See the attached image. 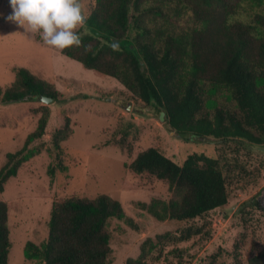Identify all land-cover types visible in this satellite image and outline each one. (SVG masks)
<instances>
[{
    "label": "trees",
    "instance_id": "16d2710c",
    "mask_svg": "<svg viewBox=\"0 0 264 264\" xmlns=\"http://www.w3.org/2000/svg\"><path fill=\"white\" fill-rule=\"evenodd\" d=\"M84 27L81 47L62 54L118 81L132 101L159 113L158 119L179 140L181 165L156 148L140 152L129 165L139 177L165 182L174 194L168 202L139 203L140 210L158 222L187 223L178 233L179 242L203 235L199 222L229 203V178L235 175L231 166L247 172L245 152L251 145H264V0H93ZM15 71L13 85L0 87L2 104L40 102L42 97L58 100L50 82L26 68ZM219 93L236 109L219 107L212 98ZM41 109L45 113L25 146L7 154L0 193L36 155L30 146L44 137L48 125V108ZM70 131L66 124L53 135L62 171L67 167L61 144ZM249 204L258 206L253 200ZM8 218V205L0 200V264L9 263ZM112 220L125 221L140 232L146 229L108 195L56 198L47 241L41 247L28 243L24 255L41 264H110ZM150 242L146 240L140 256L127 264H147L156 249ZM248 264H264V253Z\"/></svg>",
    "mask_w": 264,
    "mask_h": 264
},
{
    "label": "rangeland",
    "instance_id": "374dc122",
    "mask_svg": "<svg viewBox=\"0 0 264 264\" xmlns=\"http://www.w3.org/2000/svg\"><path fill=\"white\" fill-rule=\"evenodd\" d=\"M84 2L89 11L93 0ZM11 11L9 0H0V87L4 90L12 86L15 69L26 68L50 82L58 91V100L49 105L42 101L0 102V170L7 154L21 150L37 129L45 113L42 106L49 111L44 137L29 149L36 148V155L23 163L18 175L0 193V200L9 208L8 264H41L27 260L24 250L28 243L41 247L47 241L56 198L94 199L103 194L121 202L127 217L146 228L140 232L125 221L112 220L110 264L137 259L148 239L156 249L149 254L147 264H248L252 257L264 253V145H251L245 152L247 172L231 166L241 177L229 178L228 205L199 222L204 234L179 242L178 233L187 223L158 222L138 206L154 199L168 202L174 196L169 186L139 177L129 169L136 156L149 148L158 149L181 165L176 134L158 119L160 114L151 106L132 101L115 79L84 68L61 50L46 45L38 34L6 23L4 17ZM212 98L219 107L236 109L224 94ZM66 124L71 131L61 144L67 167L62 171L56 162L53 135ZM250 200L258 206L253 207ZM165 233L170 236L157 239Z\"/></svg>",
    "mask_w": 264,
    "mask_h": 264
},
{
    "label": "clouds",
    "instance_id": "9594fccd",
    "mask_svg": "<svg viewBox=\"0 0 264 264\" xmlns=\"http://www.w3.org/2000/svg\"><path fill=\"white\" fill-rule=\"evenodd\" d=\"M9 4L12 11L4 19L16 29L38 34L56 50L81 47L80 32L87 31L89 15L84 0H9Z\"/></svg>",
    "mask_w": 264,
    "mask_h": 264
},
{
    "label": "water",
    "instance_id": "95a60500",
    "mask_svg": "<svg viewBox=\"0 0 264 264\" xmlns=\"http://www.w3.org/2000/svg\"><path fill=\"white\" fill-rule=\"evenodd\" d=\"M41 101H42L43 103L49 105V104L54 103V102H55V99H53V98H48V97H42V98H41Z\"/></svg>",
    "mask_w": 264,
    "mask_h": 264
}]
</instances>
